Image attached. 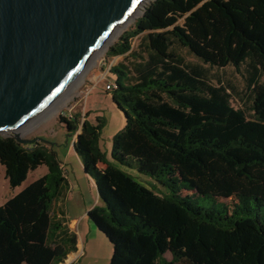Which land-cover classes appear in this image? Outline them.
Returning a JSON list of instances; mask_svg holds the SVG:
<instances>
[{
  "label": "trees",
  "instance_id": "16d2710c",
  "mask_svg": "<svg viewBox=\"0 0 264 264\" xmlns=\"http://www.w3.org/2000/svg\"><path fill=\"white\" fill-rule=\"evenodd\" d=\"M179 49L242 72L249 104L235 107L231 87ZM108 54L124 56L110 72L126 117L111 159L103 116L60 122L71 138L81 129L75 150L101 202L88 215L113 246L109 264H264V0H150ZM0 163L12 188L48 168L0 206V264L63 263L77 235L58 152L0 133Z\"/></svg>",
  "mask_w": 264,
  "mask_h": 264
},
{
  "label": "water",
  "instance_id": "95a60500",
  "mask_svg": "<svg viewBox=\"0 0 264 264\" xmlns=\"http://www.w3.org/2000/svg\"><path fill=\"white\" fill-rule=\"evenodd\" d=\"M149 1L0 0V133L53 148L23 130L55 106L116 28Z\"/></svg>",
  "mask_w": 264,
  "mask_h": 264
},
{
  "label": "rangeland",
  "instance_id": "374dc122",
  "mask_svg": "<svg viewBox=\"0 0 264 264\" xmlns=\"http://www.w3.org/2000/svg\"><path fill=\"white\" fill-rule=\"evenodd\" d=\"M145 5L140 8L139 13L135 15L133 20L123 25L120 32L112 38L108 45L97 53L80 78H78L76 83L71 87L70 91L68 93L66 92L62 100L37 122L23 130L24 137L33 138L42 136L56 143L54 149L58 152L61 160H63L64 150L71 147V137L68 138V144L66 145L64 130L55 125L59 124L62 112L72 108V113L78 111L83 115L88 113V118L93 122L96 121L97 116H103L105 118L106 125L102 132L101 145L106 154H111L112 138L113 135L119 131L117 127L120 119L119 113L121 114V112H119V108L115 105L111 96L108 95L109 90L106 89V85L113 82L115 79V75L110 72L111 67L124 60V56H111L108 53L111 46L116 43L126 31L134 29L135 22L143 14ZM141 35L142 34L132 39L133 47L138 45ZM178 51L188 63L202 69L211 82L215 84L223 82L229 85L233 95L232 103L235 107L249 104L246 102V82L242 72H239L233 66L216 67L205 64L186 49H179ZM121 115L123 116V114ZM80 130L81 129H79V131ZM76 136L77 134L73 136V139H76ZM60 144L62 145L60 146ZM65 171L68 172L70 190L61 203L62 206L64 203L70 217L84 213L85 210L87 211L96 204L101 203L96 185L85 175L84 169L81 168L78 161L74 167L70 164L66 165ZM47 172L48 168L46 165L39 166L36 170L30 171L27 179L20 186L12 188L5 176V168L0 163V206L3 205L7 199L16 194V192H20L31 182ZM140 181L147 184V179H140ZM218 201L232 204L231 199H218ZM111 257V246L102 244L99 251L85 258L82 264H109ZM166 257L171 258V254L169 252L166 253Z\"/></svg>",
  "mask_w": 264,
  "mask_h": 264
},
{
  "label": "crops",
  "instance_id": "0c3cea01",
  "mask_svg": "<svg viewBox=\"0 0 264 264\" xmlns=\"http://www.w3.org/2000/svg\"><path fill=\"white\" fill-rule=\"evenodd\" d=\"M114 75V74H113ZM108 95L112 98L111 91H108ZM113 99V98H112ZM116 105V103H115ZM118 107V106H117ZM119 112L123 114V116L119 113V125L117 127V130H120L124 125L126 124V117L122 110L119 109ZM55 126H59L62 128L66 135V145L68 144V138L71 136H68V131L64 123L59 122V124H56ZM81 131V130H80ZM76 139L71 138V147L68 149H65L63 152V169L64 172L68 178V172L65 171L66 165L70 164L72 167L78 163L80 164L81 168L84 169V166L75 150L74 142ZM62 144H60L61 146ZM50 146V145H49ZM54 148V147H53ZM107 157L111 159V154ZM103 167L104 165H100ZM130 173L135 175L139 180L140 179H147L148 177L140 175L136 170L133 169H127ZM74 171V170H73ZM85 175H87L95 184L94 179L88 175L84 170ZM75 174V173H74ZM69 180V178H68ZM70 182V181H69ZM96 185V184H95ZM17 193V192H16ZM63 208L66 212V218L68 220V226L72 232H75L77 235V249L70 254H68L66 260L63 263L60 264H82L85 258H88L90 255L94 254L95 252H98L100 249V246L102 244H108V246H111V253L113 252V246L109 239L100 231L98 230L96 224L90 219L88 212L91 209L85 210L84 213H80L77 216L70 217L68 214L67 209L65 208V205L63 203ZM168 258V257H167ZM170 259V258H168Z\"/></svg>",
  "mask_w": 264,
  "mask_h": 264
},
{
  "label": "bare ground",
  "instance_id": "6f19581e",
  "mask_svg": "<svg viewBox=\"0 0 264 264\" xmlns=\"http://www.w3.org/2000/svg\"><path fill=\"white\" fill-rule=\"evenodd\" d=\"M144 5H142V6H140L138 9H137V11L133 14V16L127 21V23L129 22V21H131V20H133V18L135 17V15L137 14V13H139V10H140V8H142ZM127 23H125V24H127ZM125 24H123V25H125ZM123 25H121V26H118L117 28H116V30L114 31V33L112 34V36L110 37V39H109V41L100 49V50H102L104 47H106L107 45H108V43L112 40V38L114 37V36H116L119 32H120V29H122L121 27L123 26ZM99 50V51H100ZM96 56V55H95ZM83 73H81L79 76H78V78H80V76L82 75ZM77 78V79H78ZM76 79V80H77ZM76 80H75V82L74 83H76ZM74 83L67 89V93L70 91V89H71V87L74 85ZM66 92L63 94V96L58 100V102L55 104V105H57L61 100H62V98L65 96V94H66Z\"/></svg>",
  "mask_w": 264,
  "mask_h": 264
},
{
  "label": "built area",
  "instance_id": "2783aa9c",
  "mask_svg": "<svg viewBox=\"0 0 264 264\" xmlns=\"http://www.w3.org/2000/svg\"><path fill=\"white\" fill-rule=\"evenodd\" d=\"M113 88H114V83L113 82H111V83H109V84L106 85V89L109 90V91H111ZM72 114H73L72 113V108H69V109H67V110H65V111L62 112V115L65 116V117H68V118L72 117ZM79 132L80 131H78L77 136H78ZM77 136H76V140H77Z\"/></svg>",
  "mask_w": 264,
  "mask_h": 264
}]
</instances>
